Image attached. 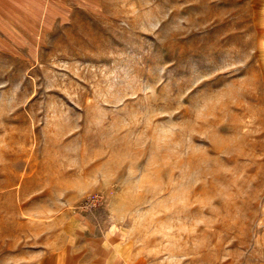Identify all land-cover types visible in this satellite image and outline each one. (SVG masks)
Returning a JSON list of instances; mask_svg holds the SVG:
<instances>
[{"label":"rangeland","instance_id":"obj_1","mask_svg":"<svg viewBox=\"0 0 264 264\" xmlns=\"http://www.w3.org/2000/svg\"><path fill=\"white\" fill-rule=\"evenodd\" d=\"M0 264H264V0H0Z\"/></svg>","mask_w":264,"mask_h":264}]
</instances>
